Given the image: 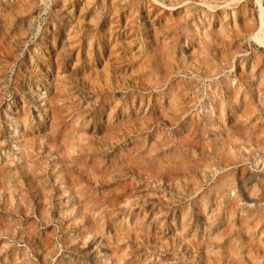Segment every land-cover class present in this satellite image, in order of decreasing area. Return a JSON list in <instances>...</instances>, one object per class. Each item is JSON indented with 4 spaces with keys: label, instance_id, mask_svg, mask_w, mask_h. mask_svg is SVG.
Masks as SVG:
<instances>
[{
    "label": "rangeland",
    "instance_id": "rangeland-1",
    "mask_svg": "<svg viewBox=\"0 0 264 264\" xmlns=\"http://www.w3.org/2000/svg\"><path fill=\"white\" fill-rule=\"evenodd\" d=\"M0 264H264V0H0Z\"/></svg>",
    "mask_w": 264,
    "mask_h": 264
},
{
    "label": "bare ground",
    "instance_id": "bare-ground-1",
    "mask_svg": "<svg viewBox=\"0 0 264 264\" xmlns=\"http://www.w3.org/2000/svg\"><path fill=\"white\" fill-rule=\"evenodd\" d=\"M262 23H263V22H262ZM262 26H263V24H262ZM262 26H261V27H262ZM262 38H263V37H261L260 39H262ZM187 112H188V111H187Z\"/></svg>",
    "mask_w": 264,
    "mask_h": 264
}]
</instances>
